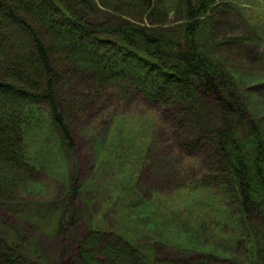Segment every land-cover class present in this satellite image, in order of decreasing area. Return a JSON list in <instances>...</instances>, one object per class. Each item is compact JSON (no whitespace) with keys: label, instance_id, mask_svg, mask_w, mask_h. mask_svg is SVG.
<instances>
[{"label":"trees","instance_id":"trees-1","mask_svg":"<svg viewBox=\"0 0 264 264\" xmlns=\"http://www.w3.org/2000/svg\"><path fill=\"white\" fill-rule=\"evenodd\" d=\"M69 2L0 0V163L6 171H13L12 175L0 172V205L17 200L23 179L35 174L54 179L61 174L58 171L65 167L63 147L73 145L69 121L74 112L103 102L109 92L129 94L140 106L159 108L172 129V108H182L188 128L187 134L178 136L186 137L181 146L189 150L182 153V161L175 160L181 163L174 171L176 181L182 174L186 183L179 185L194 195L204 192L207 196V207L195 202L191 205L190 213H198L196 224L181 220L192 232L177 245L185 253L193 245L203 250L192 261L172 259L162 264H264V125L253 119L243 130L235 127L236 120L247 119L236 95L245 80L239 77L235 55L211 50L215 44L221 50L229 42L247 43L243 32L228 36L233 33L230 27L235 22L240 31L248 29L256 9L253 5L258 6L261 0ZM75 6L80 11L73 9ZM220 13L226 22L215 26ZM261 38L258 46L263 45L264 54ZM83 75L91 82L75 91L73 87ZM210 101L218 115H201L205 121L202 126L216 147L210 157L185 164L204 142L203 135L196 134L200 130L197 116L199 110H207ZM178 136L171 132L172 138ZM128 138L123 140L130 147ZM101 144L99 149L104 148L105 160L110 161L106 164L122 166L127 174L124 186L115 183L110 187L112 195L100 205V214L113 215L119 221L112 233L97 226L91 229L82 244H77L73 264H99L81 249L89 246L90 238L106 236L118 243L114 252L120 264H157L155 250L138 243L135 227L126 228L123 213L116 207L126 214L130 206L139 205L153 212L154 203H158L157 195L138 189L142 155L121 154L117 140L114 146ZM47 160L62 167L47 169ZM197 171L203 176L194 181ZM207 178H215L218 185ZM82 189L74 184L67 195L69 205L73 206ZM146 226L141 227V235L167 244L161 239L163 234L154 236ZM55 228L58 233L63 230L61 225ZM76 231L74 226L73 233ZM12 234L0 235V264H51L20 231ZM93 246L104 247L101 253L109 258L101 264H115L108 244Z\"/></svg>","mask_w":264,"mask_h":264},{"label":"rangeland","instance_id":"rangeland-1","mask_svg":"<svg viewBox=\"0 0 264 264\" xmlns=\"http://www.w3.org/2000/svg\"><path fill=\"white\" fill-rule=\"evenodd\" d=\"M69 1L72 3V0ZM248 3L253 4L252 1ZM263 5L264 0H261L258 6L253 5L256 9L252 13V25L247 27L248 29L240 31L235 22L230 27L233 33L228 34V36L239 35L243 32L246 35L243 38L248 41L247 43L229 42L221 50L215 44L211 49L217 54L235 55L234 58H236V65L238 66L236 67L237 72L239 75L241 74L239 77L245 80L244 84L239 87L238 94L236 93L241 99L247 115V119L236 120L234 123L235 127L241 130L245 129L247 123L250 124V120L253 119H259L260 123L264 125V54L263 45L258 46L261 37H264ZM78 8L73 7L75 10ZM218 15H220V19L215 26H220L226 22L224 17L221 18L222 13ZM100 18H104V15L101 14ZM226 25L228 26V23H225ZM216 30L223 29L218 28ZM216 30L212 32V35L216 33ZM223 38L226 37L223 36ZM90 82V77L83 75L73 89L76 87L75 91L83 90ZM68 92L70 94L72 89ZM107 96L103 102L97 105L88 104L73 113L74 115L69 121L73 145L68 147L66 143L62 152L65 158V167H62L61 163L54 162V160L53 163L47 160L48 165H45L50 170H55L54 166L58 169L62 167L58 171L61 174H58L54 179L43 177L42 174H35L27 181L20 183L18 186L20 196L15 202L13 201L10 205H0V235H11L14 230H18L25 239H28L27 241L30 240L32 245L39 248L42 255L51 264L66 262L73 264L75 255L79 251L76 249L77 244L78 246L82 244L94 225L97 224L100 231L112 233L115 230L114 225L119 220L118 218L115 220L113 215L100 214V210H102L100 205L112 195L113 191L110 187L115 183L124 186L127 174L122 166L106 164L110 161L105 160L107 157L104 148L103 150L99 148L101 143L104 144V147L109 144L114 146L117 140V151L121 154L138 152L142 155V165L139 164L138 166L137 186L139 191L147 190L159 197L158 203H154L153 212L139 205L130 206L126 214L119 209V206H116L123 213L125 221L123 223H126V228L135 227L133 230L136 231L135 238L138 243L151 246L155 250L154 259H158L157 264L166 263L172 259H176V262L180 263L191 260L193 254H200L203 248L199 245H193L191 251L177 254L175 251L178 248L177 245L180 246V242H184V238L192 232L191 229L184 226L181 220L196 224L198 213L196 211L190 213L191 205L195 202L203 204V208L207 207V196L204 192L197 196L188 191L189 189L184 187L186 177L182 174L179 181H176L177 177L174 171L176 168L180 169L181 163L175 160L182 161V153L186 154L185 152L189 150L186 146H181L186 137L178 136L179 134H187V117L183 114L182 108L173 107L171 112L174 128L172 129L163 120L165 118L161 117L159 108L155 110L152 107L140 106L137 99L129 94L126 96L109 92ZM210 103L207 105V110H199L197 116V124L201 131L199 130L196 134L203 135L204 142L197 146L195 151H191L192 153L185 160V164L211 155L216 147L215 142L210 139V135H205L204 126H202L205 121L201 115L204 113L218 115L216 112L218 110L213 107L215 104L213 101ZM164 112L167 116L165 110ZM125 119L127 121L123 126ZM215 122L217 123V121ZM171 132L172 136L175 133L179 138H176L177 140L172 138ZM29 135L32 136V133ZM123 137H129L130 147H127ZM40 139L38 142L42 141ZM43 157L46 158L47 156L43 155ZM193 157L194 159H191ZM12 173V170H8L2 175H12ZM202 176L197 171L193 180L199 181ZM207 180L217 184L215 178H207ZM75 183H77L78 188L83 187V189L76 196L72 206L69 205L70 199L67 195ZM179 184H184V186ZM212 189L214 188L212 187ZM213 210L214 208H212V213H214ZM133 217L135 219L131 220ZM151 220H155L154 225H152ZM73 221L77 224H73ZM58 225L62 226V232L56 231L55 227ZM144 225L153 231L154 236L163 234L161 239L167 244H162L153 236L152 239L148 235H141L139 231ZM74 226H77L75 233H73ZM207 232V235H210V229ZM106 244L111 248L109 254L111 261L120 264L119 257L114 252L118 243L111 237L90 238L89 246L82 245L81 250L101 264L109 261V258L101 253L104 247L97 248L93 245L104 246Z\"/></svg>","mask_w":264,"mask_h":264},{"label":"bare ground","instance_id":"bare-ground-1","mask_svg":"<svg viewBox=\"0 0 264 264\" xmlns=\"http://www.w3.org/2000/svg\"><path fill=\"white\" fill-rule=\"evenodd\" d=\"M4 171H6V168L3 166V165H1V163H0V172H4ZM25 179H23V181H24ZM95 226H97V224L96 225H94V228H95ZM177 248V247H176ZM76 249H77V246H76ZM177 254H179V253H182L180 250H178V248H177ZM190 254H192V253H190ZM197 255V256H196ZM199 256V254H193V256H192V259L191 260H189V261H192L193 259H195L196 257H198ZM182 261V260H181ZM184 262H187V261H184Z\"/></svg>","mask_w":264,"mask_h":264}]
</instances>
